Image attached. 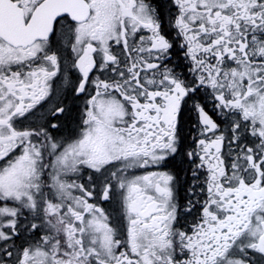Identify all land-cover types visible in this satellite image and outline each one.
<instances>
[{"label": "snow or ice", "instance_id": "snow-or-ice-1", "mask_svg": "<svg viewBox=\"0 0 264 264\" xmlns=\"http://www.w3.org/2000/svg\"><path fill=\"white\" fill-rule=\"evenodd\" d=\"M0 264H264V0H0Z\"/></svg>", "mask_w": 264, "mask_h": 264}]
</instances>
